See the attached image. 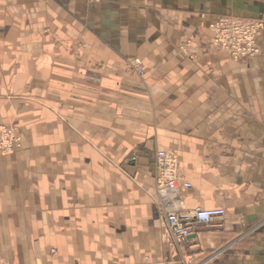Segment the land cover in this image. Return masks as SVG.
<instances>
[{
    "label": "crops",
    "instance_id": "1",
    "mask_svg": "<svg viewBox=\"0 0 264 264\" xmlns=\"http://www.w3.org/2000/svg\"><path fill=\"white\" fill-rule=\"evenodd\" d=\"M264 0H0V259L7 264H264V32L211 45ZM139 59L140 78L125 64ZM177 155L181 209L225 211L169 246L154 154Z\"/></svg>",
    "mask_w": 264,
    "mask_h": 264
},
{
    "label": "built area",
    "instance_id": "2",
    "mask_svg": "<svg viewBox=\"0 0 264 264\" xmlns=\"http://www.w3.org/2000/svg\"><path fill=\"white\" fill-rule=\"evenodd\" d=\"M213 45L233 61L254 58L259 53L258 37L264 32L262 18L238 19L218 18L211 24ZM141 71L139 60L133 66ZM20 146V139L13 128H0V153L8 154ZM264 147V143H263ZM154 192L163 218V236L166 243L182 247L192 234V228L198 225L210 226L220 221L224 209H181L179 201L182 194L192 189L190 183L181 178L176 154L158 150L154 154ZM0 264H7L0 259Z\"/></svg>",
    "mask_w": 264,
    "mask_h": 264
},
{
    "label": "rangeland",
    "instance_id": "3",
    "mask_svg": "<svg viewBox=\"0 0 264 264\" xmlns=\"http://www.w3.org/2000/svg\"><path fill=\"white\" fill-rule=\"evenodd\" d=\"M221 18H225V17H221ZM214 21H212L211 23H210V25H209V29H210V31H211V34H212V38H211V45H212V47L213 48H215V49H217V50H220V51H222L221 49H219V48H217V47H215L214 45H213V33H212V29H211V24L213 23ZM257 44H258V42H257ZM259 48V47H258ZM224 52V51H223ZM227 54V53H226ZM229 57V56H228ZM230 58V57H229ZM231 59V58H230ZM135 60H139V59H132V60H130V61H127L126 62V64H125V67L129 70V71H132L134 74H136L137 76H139L140 78L144 75V69H143V66H142V63H141V61L139 60V62H140V67H141V71H137V68L135 67V65L133 66V64H134V61ZM232 60V59H231ZM233 61V60H232ZM16 131V130H15ZM19 137V136H18ZM19 139H20V137H19ZM165 151H167V150H165ZM177 156V155H176ZM177 159H178V157H177ZM156 199V198H155ZM260 224H264V218H263V220L260 222Z\"/></svg>",
    "mask_w": 264,
    "mask_h": 264
}]
</instances>
